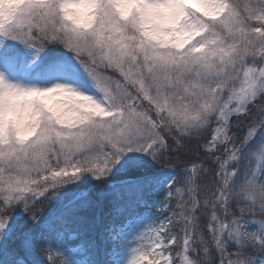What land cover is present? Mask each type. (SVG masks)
Returning <instances> with one entry per match:
<instances>
[{
  "label": "rangeland",
  "instance_id": "rangeland-1",
  "mask_svg": "<svg viewBox=\"0 0 264 264\" xmlns=\"http://www.w3.org/2000/svg\"><path fill=\"white\" fill-rule=\"evenodd\" d=\"M235 3L0 0V194L18 201L73 176L124 168L118 161L139 158L163 141L164 115L187 128L210 120L206 146L222 142L231 116L264 90V0ZM39 12L70 46L102 57L134 82L155 107V118L141 108L137 93L123 92L115 78L84 69L67 55L32 74L41 57L26 43V33ZM97 131L107 137L110 156L83 147ZM51 142L60 149L58 162L43 173L29 169L25 162L41 158ZM247 142L245 160L238 161V150L230 152L213 184L203 169L190 170L203 203L196 228L202 241L192 233L191 188L174 187L175 173L166 171L158 186L161 197L112 235L113 264H234L232 245L264 242V221L230 205L239 186L254 190L256 182L264 184V121L249 131ZM114 172L116 178L126 174ZM234 179L236 189L229 186ZM82 194L57 193L53 210ZM173 204L179 212L185 205L179 244L168 232ZM6 232L0 224V249ZM72 239L62 234L47 244L52 264H87L84 248ZM245 264L264 262L258 257Z\"/></svg>",
  "mask_w": 264,
  "mask_h": 264
},
{
  "label": "trees",
  "instance_id": "trees-1",
  "mask_svg": "<svg viewBox=\"0 0 264 264\" xmlns=\"http://www.w3.org/2000/svg\"><path fill=\"white\" fill-rule=\"evenodd\" d=\"M234 1L239 4L242 0ZM33 18L26 33V43L33 45L39 52L40 69L52 67L61 56L67 55L84 69L91 67L115 78L123 92L133 95L137 93L141 108L155 118V107L142 97L134 82L124 80L99 55L100 59L87 53L85 49L82 51L81 48L70 46L65 38L51 30L45 12H39ZM135 102L133 99V103ZM209 121L187 128L164 115V121H160L164 129L163 141L139 158L118 161V166L123 165L124 168L73 176L67 181H58L18 201L9 200L0 194V224L3 228L7 227L0 249V264H19V260H23L25 264H51L46 254V244L35 237L42 236L54 241L61 234L73 235L74 243L83 246L89 264H112V234L127 219L149 208L161 197L158 186L166 171L175 173L174 187H185L186 192L191 188L193 197L189 214L190 220L194 222L192 233L196 241H202L196 228L199 220H202L197 214V207L201 208L199 204L203 203L198 196L197 177L190 170L203 169L205 180L213 184L216 182L219 166L230 152L238 150V161L245 160L243 156L247 151L242 150L245 136L264 121V90L248 103L242 114L231 117L224 140L213 148L206 146L210 137L207 124ZM83 147L87 148L88 152H102L109 156L113 153L107 137L99 131L89 135ZM79 149L81 147L76 149L75 154L80 152ZM58 151L60 152V149L57 144L51 142L43 150L41 158L36 161L29 159L25 165L36 173L46 172L50 165L58 162ZM117 169L118 172L126 174L116 178L114 171ZM236 183L234 179L229 186L236 189ZM260 183H255L254 190L239 186V193L231 196L230 205L234 211L238 208L241 213L252 219L264 221V184L261 181ZM76 189L83 190L84 194L66 207L53 210L57 204V193ZM184 201L185 199L183 204ZM178 205L173 204L169 209L174 218L170 217L168 232L175 236L174 242L179 244L185 205L180 206V212ZM178 226L179 229L176 230ZM188 232L191 233V230L188 229ZM231 248L234 264H241V261L245 264L258 257L264 262V242L252 243L242 240ZM197 264H202L201 260Z\"/></svg>",
  "mask_w": 264,
  "mask_h": 264
},
{
  "label": "bare ground",
  "instance_id": "bare-ground-1",
  "mask_svg": "<svg viewBox=\"0 0 264 264\" xmlns=\"http://www.w3.org/2000/svg\"><path fill=\"white\" fill-rule=\"evenodd\" d=\"M255 98V97H254ZM247 106H248V104L244 107V109L242 110V111H239V112H236V113H234L232 116H234V115H240V114H242L245 110H246V108H247ZM231 116V117H232ZM249 133V132H248ZM248 133L246 134V136H245V139H244V143H243V152H246L247 151V149H248V147H249V142H247V137H248ZM59 152V151H58ZM57 152V154L59 155L60 153H58ZM35 238H40L45 244H46V254L48 253V248H47V244H50V243H52V242H55L56 240H54V241H50L48 238H46V237H35ZM79 245H81V244H79ZM112 246H113V242H112V240H111V247H110V256H111V250H112ZM49 260V259H48ZM20 261V260H19ZM21 261H23V260H21ZM23 264H25L24 263V261H23ZM52 264V263H51ZM112 264H113V260H112Z\"/></svg>",
  "mask_w": 264,
  "mask_h": 264
}]
</instances>
